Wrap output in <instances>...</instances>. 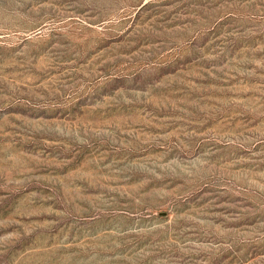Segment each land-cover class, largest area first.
<instances>
[{
  "label": "rangeland",
  "instance_id": "rangeland-1",
  "mask_svg": "<svg viewBox=\"0 0 264 264\" xmlns=\"http://www.w3.org/2000/svg\"><path fill=\"white\" fill-rule=\"evenodd\" d=\"M0 264H264V0H0Z\"/></svg>",
  "mask_w": 264,
  "mask_h": 264
}]
</instances>
